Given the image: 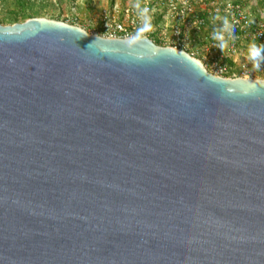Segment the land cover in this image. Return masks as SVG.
<instances>
[{
  "label": "water",
  "instance_id": "95a60500",
  "mask_svg": "<svg viewBox=\"0 0 264 264\" xmlns=\"http://www.w3.org/2000/svg\"><path fill=\"white\" fill-rule=\"evenodd\" d=\"M0 264H264V79L0 23Z\"/></svg>",
  "mask_w": 264,
  "mask_h": 264
},
{
  "label": "built area",
  "instance_id": "2783aa9c",
  "mask_svg": "<svg viewBox=\"0 0 264 264\" xmlns=\"http://www.w3.org/2000/svg\"><path fill=\"white\" fill-rule=\"evenodd\" d=\"M97 21L89 33L110 38L146 36L191 55L189 49L198 46L207 70L224 77H248L244 65L236 71L225 61L229 57L236 62L237 42L264 40V23H255L247 8L235 0H136L122 6L114 1L101 8Z\"/></svg>",
  "mask_w": 264,
  "mask_h": 264
},
{
  "label": "rangeland",
  "instance_id": "374dc122",
  "mask_svg": "<svg viewBox=\"0 0 264 264\" xmlns=\"http://www.w3.org/2000/svg\"><path fill=\"white\" fill-rule=\"evenodd\" d=\"M114 1L118 2L121 6L126 3V0H27L25 12L27 16L31 17H46L63 20L71 24L76 23V25L89 31L91 24L98 22L101 8L111 6ZM240 1L245 4L251 19L255 23H264V0ZM72 4L75 8L73 12H71ZM14 11V0H0V23L3 25L13 24L10 17L13 16ZM157 22L161 25L163 18L160 16ZM237 44L239 52L235 56L236 62L233 63L229 57H225V61L235 66L232 70L238 71L240 66L244 65L248 70V77L264 79V40L242 39ZM196 47L198 46L190 48L189 51L193 53L194 57L200 59L209 70V66L203 60L202 49L200 47L196 49Z\"/></svg>",
  "mask_w": 264,
  "mask_h": 264
},
{
  "label": "trees",
  "instance_id": "16d2710c",
  "mask_svg": "<svg viewBox=\"0 0 264 264\" xmlns=\"http://www.w3.org/2000/svg\"><path fill=\"white\" fill-rule=\"evenodd\" d=\"M236 2H241L240 0H235ZM27 0H14V6H15V11L13 16L10 17V20L12 23L18 22V21H24L25 19L31 17L27 16L25 12V6H26ZM244 6L245 4L241 2ZM156 44H161L159 41L153 39Z\"/></svg>",
  "mask_w": 264,
  "mask_h": 264
},
{
  "label": "crops",
  "instance_id": "0c3cea01",
  "mask_svg": "<svg viewBox=\"0 0 264 264\" xmlns=\"http://www.w3.org/2000/svg\"><path fill=\"white\" fill-rule=\"evenodd\" d=\"M136 0H126V3H133V2H135ZM125 3V4H126Z\"/></svg>",
  "mask_w": 264,
  "mask_h": 264
}]
</instances>
